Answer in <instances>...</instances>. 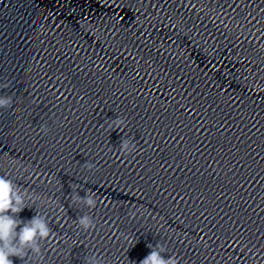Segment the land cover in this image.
Here are the masks:
<instances>
[{
    "label": "clouds",
    "instance_id": "9594fccd",
    "mask_svg": "<svg viewBox=\"0 0 264 264\" xmlns=\"http://www.w3.org/2000/svg\"><path fill=\"white\" fill-rule=\"evenodd\" d=\"M9 87V83L0 84V88ZM13 103L11 95H0V109L9 108ZM126 121L123 118L117 117L112 120L108 127L123 131L126 127ZM40 132L47 134L46 126H41ZM136 144L130 139H123L119 146V152L123 156H127L136 151ZM87 170L95 167L93 163H86ZM31 176L28 168L24 169ZM53 178L48 180L51 183ZM75 190L76 185H71ZM39 204L43 206L55 207L59 209L57 222L64 217L65 210L59 204V201L45 199L35 193H30L26 189H22L16 185L7 174H0V264H14L12 257L19 258L25 264H42V243L50 242L57 238L49 226L47 215L37 212L31 219H19V213L25 208H28L29 203ZM71 202L74 205H83L88 209H96L98 202L104 203L99 199L97 194L89 190L85 196L81 197L78 192L74 191L71 195ZM67 222V221H65ZM78 231L90 233L96 229L97 222L93 216L83 214L73 222ZM115 235V233H114ZM121 235H124L123 233ZM60 239H64L61 237ZM124 239L134 245V239L129 235H124ZM65 243L68 241L65 240ZM73 245H76V240H73ZM151 249L139 264H180L179 259L170 255L167 258L163 255L166 249L163 245L149 244ZM38 258V259H37ZM84 264H106L104 258L98 252H91L84 257Z\"/></svg>",
    "mask_w": 264,
    "mask_h": 264
}]
</instances>
